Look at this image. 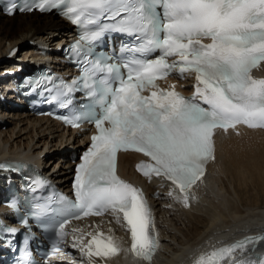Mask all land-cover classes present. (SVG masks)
<instances>
[{"label":"snow or ice","instance_id":"1","mask_svg":"<svg viewBox=\"0 0 264 264\" xmlns=\"http://www.w3.org/2000/svg\"><path fill=\"white\" fill-rule=\"evenodd\" d=\"M47 6L61 9L83 31L72 46L83 57L81 77L71 85L61 81L53 89V100L69 110L62 117L66 123L79 127L88 121L96 128L76 167L75 199L59 197L60 220L49 227L55 236L51 254L64 255L61 245L72 219L108 213L130 233L132 254L151 261L158 247L151 211L142 191L117 175L118 153L135 151L150 158L151 163L142 162L137 169L147 177L154 174L172 181L187 206L188 189L202 178L204 164L213 157L215 130L239 124L264 128V78L252 75L264 62V0H40L37 4L40 11L50 10ZM107 32L135 38L132 46L122 47L127 56L122 63L93 52V42ZM157 51L159 56L148 58ZM173 71L195 74L190 97L174 85L161 88L157 83ZM78 90L92 101L83 111L72 108V93ZM41 214L34 211L32 216ZM71 233L72 247L89 260L129 251L112 235L79 229ZM85 235L91 237L86 243ZM259 240L264 236L246 237L202 254L195 264H222L237 249Z\"/></svg>","mask_w":264,"mask_h":264},{"label":"bare ground","instance_id":"2","mask_svg":"<svg viewBox=\"0 0 264 264\" xmlns=\"http://www.w3.org/2000/svg\"><path fill=\"white\" fill-rule=\"evenodd\" d=\"M68 28L63 19L52 14L32 12L9 16L0 11V60L7 58L0 62V70L19 64L20 60L33 63L41 58L38 45L55 54L56 46L66 41ZM256 74L264 78V64ZM192 81L189 74L184 81H175V84L182 88ZM0 119L5 122L0 125V161L36 157L45 174L59 186L64 185L70 168L69 160L64 157L69 148L80 146L73 131L23 111H0ZM138 158L134 153L121 154V175L136 178L133 163ZM163 184L165 188L161 187ZM145 187L149 193L155 189L160 191L158 197L151 200L159 251L149 264H195L202 254L232 242L243 233L264 231V130L240 127L236 132L219 131L205 177L188 190L187 206L183 195L167 182L152 181ZM75 229L82 233L99 231L112 235L122 248L128 249V231L116 223L111 214L76 223ZM90 238L85 235L84 242ZM252 246L236 250L222 264H251L255 258L264 259V241ZM68 249L86 264H143L134 261L129 251L103 260L99 257L89 260L79 248L72 247V242Z\"/></svg>","mask_w":264,"mask_h":264},{"label":"rangeland","instance_id":"3","mask_svg":"<svg viewBox=\"0 0 264 264\" xmlns=\"http://www.w3.org/2000/svg\"><path fill=\"white\" fill-rule=\"evenodd\" d=\"M19 51H20V50H19ZM21 51H22V50H21ZM21 51H20V52H21ZM52 162H53V161H52ZM52 162H50V164H51Z\"/></svg>","mask_w":264,"mask_h":264}]
</instances>
